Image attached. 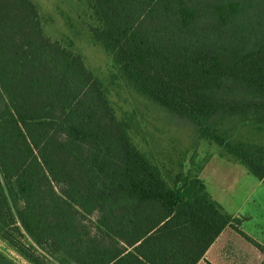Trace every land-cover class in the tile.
<instances>
[{"label": "trees", "instance_id": "1", "mask_svg": "<svg viewBox=\"0 0 264 264\" xmlns=\"http://www.w3.org/2000/svg\"><path fill=\"white\" fill-rule=\"evenodd\" d=\"M82 1L94 40L138 92L264 182V144L219 130L239 119L264 131V0ZM239 222L199 176L166 179L32 0H0L3 238L38 264L21 228L61 264H198Z\"/></svg>", "mask_w": 264, "mask_h": 264}, {"label": "rangeland", "instance_id": "2", "mask_svg": "<svg viewBox=\"0 0 264 264\" xmlns=\"http://www.w3.org/2000/svg\"><path fill=\"white\" fill-rule=\"evenodd\" d=\"M77 1L60 0L58 14H51V10L43 6V24L57 41L81 55L87 67L101 80L117 117L126 122L132 142L160 168L169 182L178 173L199 176L212 193L216 192L215 196L222 198L227 210L233 212L243 205L248 212H253V218L246 224L248 231L264 233V208L263 211L256 209V197L249 194L250 181L258 178L225 146L202 137L189 119L138 92L115 65L112 56L94 40L90 26L97 22L87 3ZM219 130L233 144H264V131L239 119L224 120ZM247 196L250 200L245 202ZM258 196L264 197V193L260 191ZM235 217L240 219V225L236 227L235 222L236 226H229L230 243L226 242L222 257L214 259L215 262L206 259L201 264H264V252L252 246L251 243L257 242L243 230L248 217ZM21 232L20 240L42 264H61L23 228ZM257 245L264 247V241ZM0 264L38 263L0 235Z\"/></svg>", "mask_w": 264, "mask_h": 264}, {"label": "crops", "instance_id": "3", "mask_svg": "<svg viewBox=\"0 0 264 264\" xmlns=\"http://www.w3.org/2000/svg\"><path fill=\"white\" fill-rule=\"evenodd\" d=\"M38 7L39 10V14H40V18L42 21V7L46 6L47 10L48 8L51 10V14H58L60 13L59 11V7H58V2L60 0H32ZM77 2L81 3L84 2L82 0H78ZM42 26L44 29L45 34L52 40V41H57L56 37L52 34L53 32H51L49 30V28H47L42 21ZM61 43V42H60ZM204 181V180H203ZM206 184V183H205ZM207 186V185H206ZM250 188H251V192L250 197L254 198L256 197V199L254 200L255 202V208L258 210L263 211L264 208V197L262 196H258V194H260V191H262V193H264V182L260 179H257L255 181L251 180L250 181ZM208 191L210 192V194L213 196V198L215 200H217L226 211H228L230 214H232L234 217L235 216H245L248 217L245 221L244 224L242 225L245 226L243 228V230L248 234V236H250L255 242H257L256 244L251 243L252 246H255L256 250H261L262 252H264V247H262L261 245H257V244H261L264 241V233L262 232H257V231H248L246 228V224L247 222H249L252 218H253V212L251 210H249L250 212H248V209H246L243 205L240 206L237 210L230 212V210H227L225 208V204L222 200V198L215 196L214 194H216V192L212 193L209 189V187L207 186ZM250 197L246 198L245 202L250 200ZM230 232H229V226L226 227L224 229V231L221 233V235L216 239V241L211 245V247L208 249V251L206 252V254L204 255V257L199 261L198 264H201L203 261H205L206 259L209 260H213L222 257L221 255H223L224 253V247L226 242H229L230 239ZM228 239V241H227ZM230 243V242H229ZM261 246V247H260ZM215 262V261H214Z\"/></svg>", "mask_w": 264, "mask_h": 264}]
</instances>
